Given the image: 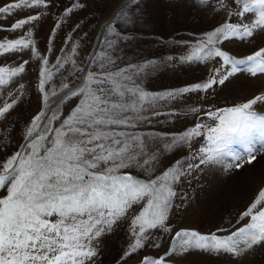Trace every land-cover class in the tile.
<instances>
[{
  "label": "snow or ice",
  "instance_id": "1",
  "mask_svg": "<svg viewBox=\"0 0 264 264\" xmlns=\"http://www.w3.org/2000/svg\"><path fill=\"white\" fill-rule=\"evenodd\" d=\"M198 2L206 4L207 0ZM220 3L223 6L225 0ZM234 3L237 9L226 13L228 19L205 33L192 46L191 53L181 58L182 62L222 59L221 67L212 69L213 75L207 81L191 87L158 94L144 91L135 77L145 70H155L156 62L116 67L108 50L118 39L130 37L116 32L111 22L102 30L98 50L88 58L86 67L77 66L72 56L65 57L63 63L57 60L56 66L71 64L70 75L80 72L81 76L79 84L70 86L62 82L59 93L52 91L51 96L57 97L55 107L45 92V82L52 78V72L46 67L48 60L42 58L40 91L44 93L46 108L30 121L21 150L0 161V190L6 192L0 196V264H90L98 254L100 238L130 218L129 231L134 242L124 253L128 256L150 239L149 230L171 231L165 222L176 195L173 185L182 176L201 164L221 162L222 157L231 158L225 171L238 170L245 162L251 164L257 153H264V115L254 110L258 103H264V94L208 111L205 115L211 124L197 123L183 133L171 135L164 144L165 151L190 145L195 137H205V144L193 156V159L198 157L199 163H188L186 168L178 160L155 175L160 151L153 142L167 139V134L128 131L150 121L147 110L154 109L158 100L207 91L214 85H223L239 72L253 77L264 73V48L237 59L217 47L224 40L249 39L256 30L264 29V0H234ZM47 6L48 0H13L0 6V16L11 14L14 9ZM79 7L74 2L65 9L61 20ZM126 9L127 5L122 6L114 20L131 22ZM246 14H254L251 23L228 22L232 16L243 20ZM37 19L38 15H32L17 20L7 30L21 29ZM0 30H4L3 25ZM31 35L29 31L27 38L0 41V54L32 46L34 58H40ZM78 47V44L71 47L73 55ZM227 65L230 69L222 73L221 69ZM23 71V64L0 67V86L8 85L11 77ZM73 98H78L76 106L61 120V105ZM16 103L15 98L10 103L0 102V118ZM189 111L198 113L200 109ZM151 115L160 113L153 110ZM232 145L239 146L240 150ZM133 171L143 173L144 178L133 175ZM134 205L140 206L138 214L132 211ZM244 218H250V222L225 236L178 231L166 255L198 250L239 257L255 246L264 245V189L241 214L240 220ZM142 264H164V258L145 257Z\"/></svg>",
  "mask_w": 264,
  "mask_h": 264
},
{
  "label": "rangeland",
  "instance_id": "2",
  "mask_svg": "<svg viewBox=\"0 0 264 264\" xmlns=\"http://www.w3.org/2000/svg\"><path fill=\"white\" fill-rule=\"evenodd\" d=\"M12 2L0 0V6ZM74 2H78L80 7L61 20L65 9ZM125 5L130 12L131 22H117L114 18ZM235 9L237 5L234 0H225L223 6L220 0H207L206 4H200L198 0H137L136 3L132 0H48L47 7L14 9L11 14L0 16V25L4 28L0 30V41L27 38L30 31V38L40 57L34 58L32 46L18 52L0 54V67L24 66V71L11 77L8 85L0 86V102L10 103L13 98L17 101L0 118V161L21 150V146L26 143L24 133L30 121L46 108L44 93L40 91L42 58L48 60L46 67L52 72V78L45 82V92L49 94L51 106L55 107L57 97L51 96L52 91L59 93L62 82L70 86L79 84L78 77L81 76L80 72H76L75 76L70 75L71 64L56 66L57 60L63 63L65 57L72 56L77 66L86 67L88 58L98 50V38H101L102 30L111 22L116 32L130 37L118 39L115 46L108 50L116 67L156 62L155 70H145L135 77L144 91L158 94L191 87L207 81L213 75L212 69L221 67L222 59L215 57L203 62H182L181 58L191 53L192 46L205 33L224 23L229 10ZM32 15H38L39 19L21 29L7 30L15 21ZM253 18L254 14H246L243 20L232 16L228 22L248 24ZM76 44L79 47L73 55L70 49ZM217 47L233 58H246L264 48V29L256 30L249 39L224 40ZM227 69H230V65L221 69V72ZM92 70L96 71V68ZM259 94H264V73L253 77L246 72H239L223 85H214L207 91L198 90L175 99L156 101L154 109L147 110L150 121L128 131L167 134V139L153 142L160 151L155 175L178 160L183 161L186 168L188 163H199L198 157L193 159V156L205 144V137H195L190 145L165 151L164 144L171 135L183 133L197 123L211 124L206 112L246 102ZM77 99H70L61 105V120L76 106ZM190 108H199L200 112L192 113ZM153 110L160 115H151ZM254 110L264 115V103H258ZM55 124L58 126L59 121ZM232 147L240 150L237 145ZM220 159L221 162L201 164L173 185L176 195L165 222L170 232L160 228L149 230L150 239L144 242V246L125 256L130 243L134 242L129 231V218L118 223L110 234L100 238L98 254L90 264H142L145 257H163L164 264H264V245L255 246L239 257L212 255L198 250L166 255L178 231L194 230L203 235L216 233L225 236L250 222V218L240 220V216L259 191L264 189V153H257L251 164L245 162L238 170L225 171L231 158ZM132 174L144 178L143 173L133 171ZM5 194L4 190H0V196ZM132 211L138 214L140 206L134 205Z\"/></svg>",
  "mask_w": 264,
  "mask_h": 264
}]
</instances>
